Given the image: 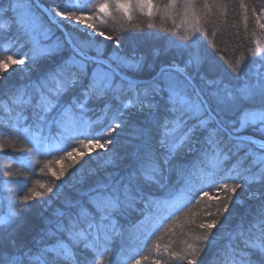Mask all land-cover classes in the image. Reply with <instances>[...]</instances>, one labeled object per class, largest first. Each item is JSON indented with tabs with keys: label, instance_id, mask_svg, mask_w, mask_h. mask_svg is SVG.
Returning a JSON list of instances; mask_svg holds the SVG:
<instances>
[{
	"label": "snow or ice",
	"instance_id": "obj_1",
	"mask_svg": "<svg viewBox=\"0 0 264 264\" xmlns=\"http://www.w3.org/2000/svg\"><path fill=\"white\" fill-rule=\"evenodd\" d=\"M33 3L37 0L10 3L9 9L19 10L20 14L9 17L11 24H0V31H11L12 26H16L31 46L29 52L19 59L7 55L11 43L0 47V81L5 79L2 73L10 64L24 65L26 61L36 63L41 59L60 57L54 68L45 70L25 88L14 89L4 102L9 116L5 126L11 129L12 138H22L32 145L25 150L21 165L29 166L28 157L37 153L51 155L53 149L65 151L70 142L77 140L81 145L90 146V150L110 151L106 145L114 143V140L107 139L101 143V138L127 126L130 117L137 113L145 116L148 129L139 127L133 134V140L139 139L140 143L129 153L130 163L126 168L122 172L109 173L103 180L87 187L82 186L77 193L78 198L69 200L55 221L45 222L46 227L32 247L18 244L11 232L5 237V230L18 219L17 212L10 210L7 215L0 216V264H81V256L88 252L94 254L85 259V264H102L96 251L100 247L107 251L108 244L123 234L125 224L122 221L128 223L130 232L138 227V224L131 223L130 213L135 212L144 218L139 224L153 215L154 206L161 199L154 189L166 188L168 176L181 169L180 152L185 148L189 151L199 148L201 157L211 160L213 171L204 179L225 193L224 197H216L219 215L223 214L221 209L228 210V202L234 200L238 189L250 183L264 182V77L258 74L255 82H246L237 88L217 87L213 92L216 100L214 109L202 98L200 90L192 85L190 68L200 69L208 65V71L213 70L204 54L193 47L195 41L193 44L172 45L175 49L173 58L161 63L155 76L139 80L127 73L143 65L145 57L118 56L105 60L98 52L97 55L90 54V43L78 42L71 31H64L73 29L79 32L83 26L85 34L103 37V31L97 32L95 21L98 17H110L115 9L131 19L129 12L133 7L141 11L146 9L151 16L152 0H136L135 5L132 0H65L63 7L53 3L42 8L48 17L47 25L33 11ZM166 7H176V0H171ZM192 7V0H184L185 14ZM205 8L209 6L205 5ZM89 11L92 15L88 14ZM50 25L61 29L63 39H53ZM259 27L264 29V24H259ZM89 29L91 33H88ZM195 31L200 29L197 27ZM115 43L119 47L120 39ZM170 50L166 48L164 51ZM153 55L159 57L161 52L156 50ZM253 56L264 61V47L259 41ZM233 72L236 76L241 74L239 62L233 67ZM208 83L216 84L217 81L208 80ZM237 102L243 107L236 120H231L228 118L229 106ZM98 106L103 116L93 121L88 114ZM109 113L112 114V123L94 132L93 125L102 122ZM53 128L60 129L59 140L55 143L52 142ZM0 135L4 133L0 132ZM7 146L14 147L11 143ZM66 155L71 158L73 152L68 151ZM227 161L234 163L225 175L219 176ZM64 174L63 169L58 175L53 173L57 179ZM228 180L243 183L229 185ZM9 191L14 193V189ZM47 191L51 192L52 188L48 187ZM32 195L38 197L41 193ZM258 195L253 193L250 198ZM205 197L212 199L208 192H204L201 199ZM28 199L26 195L24 202ZM17 203L11 200L10 209ZM208 215L212 213L209 211ZM217 224L218 219H212L200 227L210 233ZM235 231L246 237L244 246L250 250L246 255L241 254L239 264H257L258 260L264 264V205L247 227L241 222ZM203 241L205 247L212 243L208 235L203 237ZM156 248L159 250V245ZM201 251L203 248L188 244L181 259L198 256ZM172 255L178 254L174 252ZM232 257L233 264H236L235 252ZM215 261L216 258L213 264ZM135 264H141V261L137 259ZM188 264H193V260L188 259Z\"/></svg>",
	"mask_w": 264,
	"mask_h": 264
},
{
	"label": "trees",
	"instance_id": "obj_2",
	"mask_svg": "<svg viewBox=\"0 0 264 264\" xmlns=\"http://www.w3.org/2000/svg\"><path fill=\"white\" fill-rule=\"evenodd\" d=\"M39 1L45 7L53 3L63 7L65 3V0ZM135 2L136 0H132L133 5ZM170 3L171 0H152L151 16L146 9L141 11L133 7L129 12L131 19L115 9L112 10L110 17H98L95 21L97 32L103 31L104 36L96 35L91 41L101 46L100 56L109 59L111 54L118 53L128 57H145L143 65L135 71H128L127 74L131 78L147 80L155 76L161 63L173 58L175 49L172 45L187 44V41H176L177 35L179 33L185 35L190 26H195L200 31L185 36L189 38L188 42L193 44L195 41V48L201 51L213 65L211 72L208 71V65L195 71L193 68L189 69L192 80L199 89L200 82H208V80L217 81L219 87L227 85L230 88L252 82L259 72L258 58H254L253 54L256 42L264 37V29L259 27V24H264V0H192L193 7L187 14L183 8L184 0H176V7H166ZM205 5L209 8L206 9ZM88 14L92 15V12L89 11ZM257 17H259V24ZM44 20H46L45 17ZM0 24H4L1 18ZM56 33L62 39L61 32L56 30ZM74 33L72 32V35L76 41H86L79 34ZM108 36L112 39H105ZM14 38L23 42L25 48L19 51L11 45L7 55H13L15 59H19L20 53L25 49L28 53L31 47L20 32L0 31V47L11 43ZM117 39H120L119 47L115 43ZM166 48L171 50L165 53ZM156 50L161 52L159 57L153 55ZM90 54L97 55L92 50ZM58 57L38 60L36 63L26 61L21 70L16 65L10 64L2 73L5 79L0 81V132L4 133L0 135V188L11 184H16L18 187L14 197L18 203L11 209L18 213V219L5 230V237L11 232L17 243L26 247L33 246L34 241L41 235L42 229L46 227V221H55L58 214L65 210L66 203L78 198L77 193L82 186L87 187L97 180H103L109 173L122 172L130 163L129 153L140 143L139 139L133 140V134L139 127L148 129L144 115H133L130 118L133 120V125L135 123L137 126L133 133L127 128H118L110 136L105 135L101 138V143L107 139L114 140V143L106 145L110 151L100 153L99 150L91 148V154H87L90 146L81 145L77 140L70 142L65 151L57 152L53 149L51 155L38 153L29 166H22L20 161L26 156L25 150L32 145L22 138H12L11 129L5 126L9 122V116L3 105L14 89L25 88L35 82L45 70L54 68L60 58ZM238 62L242 72L236 76L233 67ZM28 67H31V70ZM24 71L29 74L22 75ZM202 76L204 79L201 78ZM206 93L202 94L206 96L209 106L213 108ZM238 104V110H240L243 105ZM111 115L109 113L102 122L95 123L93 131H99L112 123ZM102 116L99 106L88 114V118L93 121ZM54 130L56 131V128L52 129ZM8 143L13 144L14 147H8ZM68 151L73 152L71 158L66 155ZM97 155L99 159L95 160ZM103 155L109 156L110 160L114 159V162L111 163L109 159L105 161ZM87 157L89 161L86 160ZM180 157H182V167L168 176L165 181L167 187L154 189L161 199L154 206L153 215L139 224L144 218L135 212L130 213L131 223L138 224L136 230L128 231V223L122 221L125 224L123 234L115 237L108 244L107 251H104L103 247L98 248L96 255L97 259L102 260V264H135L137 259L141 261V264H155V262L188 264V259H192L193 264H213L214 258H216L215 264H233V252L236 253V264H239L241 254L246 255L250 251L244 246L246 237L235 230L241 222H244L247 227L254 214H257L260 207L264 205V182L250 183L238 189L232 202L221 201V203L228 202L229 208L227 211L221 209L223 214L219 215L216 212L215 198L224 197L225 193L204 179L207 173L213 171L211 160L202 158L200 150L191 153L186 148L181 150ZM73 161L76 163L73 164ZM232 163L233 161H228L224 164V170L218 175H225ZM62 169L65 174L57 179L53 173L58 175ZM226 182L229 185L243 183V181L233 180ZM42 184L45 185L44 188L40 187ZM187 185L192 187L186 189ZM48 187L52 188L51 192L47 191ZM34 192H40L41 195L35 197L32 195ZM204 192H208L212 199L207 197L201 199ZM247 193L249 195L258 193L263 196L258 201L251 200L247 199ZM26 195L29 199L25 203ZM237 200H242L243 203L238 204ZM209 211L212 215H208ZM212 219H218V224L210 233L206 228L200 227L201 224L209 223ZM205 235H208L212 241L206 247L203 241ZM6 242L7 239H5ZM188 244L201 247L203 251L198 256L181 259L186 254ZM156 245H159V250ZM174 252L178 255L173 256ZM93 254V252L84 253L81 256V264H85V259H90ZM257 264L261 262L258 260Z\"/></svg>",
	"mask_w": 264,
	"mask_h": 264
},
{
	"label": "rangeland",
	"instance_id": "obj_3",
	"mask_svg": "<svg viewBox=\"0 0 264 264\" xmlns=\"http://www.w3.org/2000/svg\"><path fill=\"white\" fill-rule=\"evenodd\" d=\"M15 2V0H3V2H0L1 4H0V18H1V20L4 22V24L5 25H9V24H11V20L9 19V17H12V16H19V14H20V12H19V10H17V11H12L11 9H9V4L10 3H14ZM37 2L39 3V4H41L40 3V1L39 0H37ZM41 5H43V4H41ZM44 6V5H43ZM45 7V6H44ZM46 8V7H45ZM5 10H7L6 12H5ZM33 11L36 13V15L37 16H39V17H41L42 18V20H43V22L47 25L48 24V19H47V17L45 16V14H43L40 10H39V8H37L36 9V6L34 5V3H33ZM46 18V20H44V17ZM51 27H52V32H53V39H55V38H57V37H59L60 38V36L56 33V27H54L53 25H50ZM190 26V25H189ZM195 29H196V27L194 26V27H192V26H190V28H188L187 30L188 31H186L185 33L187 34V35H193L194 33H195ZM67 30H70L71 32H75L76 33V35L77 34H79L82 38H84L86 41L85 42H88V43H90L91 44V49H92V51H94V52H98V53H100V47L99 46H97V45H95L91 40L92 39H94L95 38V36H92V35H87V34H85L84 33V29H83V26L81 27V29H80V31L79 32H77V31H75V30H73V29H65V31H67ZM6 31V30H5ZM6 32H10V33H17V32H19V29L16 27V26H12V28H11V31H6ZM184 32V31H183ZM74 33V34H75ZM88 33H91V30L89 29L88 30ZM185 34V35H186ZM183 33H179V35H177V37H176V41H178V42H185V41H187L186 43L187 44H192L191 42H188L189 41V38H187V39H184L183 37H186ZM61 37H62V39H63V35H62V33H61ZM182 37V38H181ZM25 39V38H24ZM49 43L51 42V41H48ZM11 45L12 46H15V48H16V50H24V48H25V45H24V43L23 42H20V40L18 41V40H16V38H14V39H12L11 40ZM259 43H260V46L261 47H264V37L262 38V39H260L259 40ZM184 44V43H183ZM193 47H195L194 46V44H193ZM256 47H257V42H256V45H255V49H256ZM25 53H27V49H25V51H23V52H21L20 53V57L21 56H23ZM118 56H122L121 54H118V53H113V54H111L110 55V58H116V57H118ZM59 58V57H58ZM103 58V57H102ZM137 58V57H136ZM47 59H50V58H47ZM41 60H44V59H41ZM258 70H259V72H258V74H259V76L260 77H264V61H262V60H260V59H258ZM16 67H18L20 70L23 68V66L22 65H20V67H19V65L17 66L16 65ZM29 68V67H28ZM30 70H31V67L29 68ZM20 70H18V72L20 71ZM136 69H132V70H129V71H135ZM193 70L195 71L196 70V68H193ZM22 73V72H21ZM29 73H27V71H24V73L22 74V75H28ZM258 74L254 77V79L252 80V82H255L256 81V79H257V76H258ZM28 78V77H27ZM192 82L195 84V82L192 80ZM197 87V86H196ZM217 87H219V85H218V82L216 83V84H209L208 82H203V81H201L200 82V89L197 87V89L198 90H200V93L202 94V93H206L205 91H207V90H209V92L207 91V98L209 99V101H211V103H212V105H213V108L215 109L216 108V100H215V97L213 96V92H214V90L217 88ZM203 91V92H202ZM203 95V94H202ZM206 97V96H205ZM204 97V98H205ZM205 100H206V98H205ZM239 102H237V103H235V104H233V105H230L229 106V110H228V118L229 119H231V120H236V118L239 116V114H240V110H238V106H239V104H238ZM161 105H163V101L161 100ZM236 110H238V111H236ZM137 114H140V113H137ZM137 114H135V115H137ZM133 120H131V118H130V120H129V123H128V125L127 126H122L121 128L122 129H129V132H131V133H133L134 132V129H136L137 128V126H135L136 124L134 123V125H133ZM55 131V130H54ZM54 131H52V136H53V143H55V142H58V140H59V133H60V129H57L56 128V131L54 132ZM48 133H47V131H45V135H47ZM28 142V141H27ZM30 144V143H29ZM70 144V143H69ZM99 150V152L100 153H104L105 152V149H100V148H93V150ZM191 153L192 152H199V148H197V150H195V151H190ZM100 153H98V154H100ZM38 154V153H37ZM37 154L35 155V156H32V157H28V159H29V161L30 162H32L33 160H34V158L37 156ZM87 154H91V150H89V153H87ZM26 155V154H25ZM91 156V155H90ZM104 157H105V155H103ZM111 158V157H110ZM95 160H98L99 159V156L97 155V157H95L94 158ZM105 159V161L107 160L108 161V159H109V156L107 157H105L104 158ZM86 160H88L89 161V158L87 157V159ZM102 160V159H101ZM100 160V161H101ZM110 160V159H109ZM111 163H113L114 162V159H112L111 158ZM228 162V161H227ZM227 162L225 163V164H227ZM233 163H234V161H233ZM233 163H232V165H233ZM78 164H79V161H78ZM107 165H108V163H107ZM232 165H231V167H232ZM192 187V185H187L186 186V189L188 188V189H190ZM10 189H14V193L13 192H10L9 190ZM17 190H18V187H17V185L16 184H11V185H8V186H6V185H4V186H2V188H0V216H5V215H7L8 213H9V211L11 210L10 209V201L11 200H14V197H15V194H16V192H17ZM183 192L185 193V189L183 190ZM264 194V193H263ZM247 195H248V197H247V199H251V200H259L260 198H261V196H263V195H261V194H259L258 196H256L255 198H250V196H251V194L249 195V193H247ZM216 199V198H215ZM238 201V200H237ZM238 204L239 203H243V201L242 200H240V201H238L237 202ZM3 204V205H2Z\"/></svg>",
	"mask_w": 264,
	"mask_h": 264
},
{
	"label": "water",
	"instance_id": "obj_4",
	"mask_svg": "<svg viewBox=\"0 0 264 264\" xmlns=\"http://www.w3.org/2000/svg\"><path fill=\"white\" fill-rule=\"evenodd\" d=\"M38 3V2H37ZM37 3H34V5L36 6V8H39V10L43 13V14H45L43 11H42V8H45L43 5H41V4H39V6H37ZM46 16V15H45ZM47 17V16H46ZM47 19H48V17H47ZM54 26V25H53ZM55 27V26H54ZM57 28V27H56ZM61 33H62V35H63V32L61 31V29H59V28H57ZM65 31V30H64ZM102 58V57H101ZM102 59H104V58H102ZM106 60V59H105ZM130 77V76H129ZM140 80V79H139ZM192 85H193V87L195 88V89H197V87H196V84H194L193 82H192ZM198 90V89H197ZM201 96H202V98H204V96L201 94ZM205 99V98H204Z\"/></svg>",
	"mask_w": 264,
	"mask_h": 264
},
{
	"label": "bare ground",
	"instance_id": "obj_5",
	"mask_svg": "<svg viewBox=\"0 0 264 264\" xmlns=\"http://www.w3.org/2000/svg\"><path fill=\"white\" fill-rule=\"evenodd\" d=\"M57 29V28H56ZM58 30V29H57ZM105 59V58H104ZM107 60V59H106Z\"/></svg>",
	"mask_w": 264,
	"mask_h": 264
}]
</instances>
